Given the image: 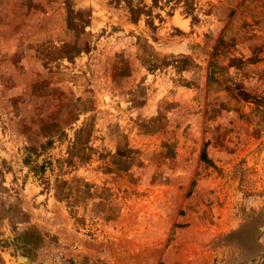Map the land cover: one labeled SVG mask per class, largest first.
I'll return each instance as SVG.
<instances>
[{
  "label": "rangeland",
  "instance_id": "rangeland-1",
  "mask_svg": "<svg viewBox=\"0 0 264 264\" xmlns=\"http://www.w3.org/2000/svg\"><path fill=\"white\" fill-rule=\"evenodd\" d=\"M0 264H264V0H0Z\"/></svg>",
  "mask_w": 264,
  "mask_h": 264
}]
</instances>
